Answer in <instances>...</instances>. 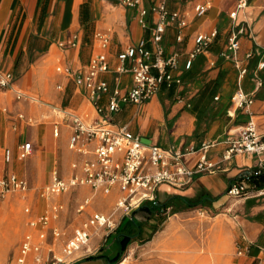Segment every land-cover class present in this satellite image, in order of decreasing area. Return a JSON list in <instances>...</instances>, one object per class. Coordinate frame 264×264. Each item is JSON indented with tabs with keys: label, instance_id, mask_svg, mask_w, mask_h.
Returning <instances> with one entry per match:
<instances>
[{
	"label": "crops",
	"instance_id": "obj_1",
	"mask_svg": "<svg viewBox=\"0 0 264 264\" xmlns=\"http://www.w3.org/2000/svg\"><path fill=\"white\" fill-rule=\"evenodd\" d=\"M203 1L170 0L168 3L171 10L184 14L188 21L180 41L175 39L176 28L173 25L166 28L160 40L165 53H178L177 68L172 72L180 76L181 84L170 88L162 86L153 98L142 104H121L120 110L113 115L115 124L127 125L145 144L164 148L174 145L181 151L193 148L194 151L185 156V164L189 168L197 164L203 144L208 145V160L216 164L214 170L194 173L191 182L183 188L160 184L155 191L156 201L166 203L165 211L161 217L150 216L147 221L138 223L139 238L151 224L161 222V228L157 229L152 238L140 239L145 240L142 250L155 249L156 254L172 250L173 253L185 245L187 239L189 241L194 238L202 223L205 242L203 249L209 254L217 253L218 248L225 252L220 258V264H253L255 260L256 264H264V191L238 198L226 193L229 183L239 180L245 173L264 170V157L234 153L229 159H223L228 131L234 132L249 119L255 122L259 134L264 136V84L256 88L252 79L253 72L257 71L264 80V68L257 70L258 63L264 61V0H249L247 7L238 13L237 21L246 27L239 38L237 53L247 67V74L242 78H239L233 61L220 56L232 29L229 13L237 0H208L210 8L204 15L197 17L194 15V5ZM140 6L149 8L150 2L142 0ZM141 20L146 21V27L141 26ZM154 20L153 14L141 17L137 8L125 7L117 0H0V69L13 74V87L44 101V104H40L17 100L12 90H0V173L14 172L26 179L31 187L30 192L36 190L39 184L40 187L46 185L53 169H57L63 177L74 173L71 163L89 156L77 154L68 148L70 126L49 105L71 109L89 121L95 117V110L84 87L77 86L72 76L58 73L55 67L70 65L77 70L84 68L90 57L99 50L94 40L97 31L107 33L110 37L106 53L109 65L113 67L116 64V53L128 45L145 39L147 46L152 47L150 30ZM213 29L218 31L216 37L203 53L195 57L190 68L185 69L184 64L194 47L195 36L199 33L209 34ZM72 34L79 37L77 46L60 47L59 42ZM249 51L253 54L246 58ZM52 64L55 77L63 79L55 85L51 82L46 84L45 80ZM101 78L111 87L118 86L121 89H127L132 84L130 74L108 72L101 75ZM58 85L61 87L58 88ZM238 88L253 97V102L246 108H237L232 104V95ZM177 96L182 97L183 101L178 102ZM64 98L68 99L67 104H64ZM186 102L189 105H185ZM19 114L23 117L20 118ZM56 125L57 136L54 135ZM24 141L32 143L33 152L26 159L20 160L17 158L18 145ZM5 148L12 150L13 159L10 163L3 159ZM84 190H88V195L83 196L77 206L87 196L91 200L85 211L80 214L75 212L80 222L93 212L110 214L120 195L117 187L109 195H103L93 192L87 186H80L53 197L54 201L63 205L58 220L53 224L64 228L67 235L69 231L60 224L66 213L62 197ZM97 197L109 199L108 205L97 206ZM175 197L200 200L201 203L188 207ZM28 198L29 194L26 200ZM27 205L31 207V213L23 212L30 219L43 213L48 201L45 200V208L39 214H33L28 201L24 207ZM7 212L10 220L13 219L15 212L11 209ZM119 212L115 216L123 220L120 221L118 231L112 232L115 237L130 222L128 218L131 212ZM140 212L143 211L136 214ZM217 212L223 219L216 231L225 239L227 235L231 236L234 244L245 250L243 254L236 252L233 255L232 246L226 244V241L219 247L211 243V237L217 233L214 231L213 235L209 222H202L201 218H210V213ZM28 221V231L36 233L37 230L32 229ZM136 227L137 224L129 230L136 233ZM100 234L102 232L94 236ZM115 237L97 247L95 255L105 254L109 244H115ZM48 240L51 241L50 235ZM133 241L137 244L136 240ZM91 249L90 240L88 251L81 256L88 254ZM131 251L132 248L118 264H126ZM46 252L45 245L42 253ZM82 264H105V261L96 258L83 261Z\"/></svg>",
	"mask_w": 264,
	"mask_h": 264
},
{
	"label": "built area",
	"instance_id": "obj_2",
	"mask_svg": "<svg viewBox=\"0 0 264 264\" xmlns=\"http://www.w3.org/2000/svg\"><path fill=\"white\" fill-rule=\"evenodd\" d=\"M125 7L137 8L139 16L145 17L148 13L155 16L154 25L150 30L152 47L147 46V40L140 39L136 43L128 45L116 53V64L110 67L106 49L110 44L107 33L95 32L94 40L99 50L94 53L87 65L80 69H74L70 65H57L58 73L72 76L75 84L84 87L88 93L91 105L95 110V117L89 121L82 115L71 109L51 106L50 109L67 120L71 133L68 140V148L88 158L82 161H73L74 169L69 177H63L57 169H53L50 181L39 188L38 195L48 201V206L43 213L29 219L28 225L36 229V233L28 231L20 241L15 264H72L82 253L88 251L91 238L102 232L101 236H109L117 226L116 212L122 211L129 214L132 209L138 208L143 203H156L155 191L160 184L166 183L174 187L187 186L194 173L214 170L216 164L207 158L208 145L200 147V155L194 168L185 164V156L194 151L193 148L181 151L174 145L167 148L145 144L141 138L129 130L127 125H117L113 122V115L117 113L121 104H142L153 98L162 86L181 84V78L173 75L177 68L178 53H165L160 44L161 37L170 25L176 28V41L182 39V30L187 26V17L168 7L170 0H148L149 8L140 6L142 0H117ZM249 0H237L233 10L229 13L232 19V29L227 37L225 48L220 52L223 58L231 59L238 69L239 78L247 74V67L238 58L239 38L244 34L246 27L237 21L238 13L245 9ZM210 8V2L194 5V15L200 17ZM141 26L146 27V21L141 20ZM217 30L211 33H199L194 38V47L185 61V69H189L195 57L203 53L217 35ZM79 42L77 34H72L59 42L63 48L76 47ZM252 52L246 53V58L252 56ZM264 68V61L257 65V70ZM113 72L117 75L130 74L132 84L127 89L118 86L111 87L101 75ZM255 87L264 84V80L257 71L252 74ZM14 77L9 71L0 69V90L10 89L17 100H25L33 103L44 104L38 96L25 93L16 89L13 84ZM58 88L61 85L57 86ZM177 101L183 99L177 96ZM253 102L252 95L238 88L232 95V104L237 108H246ZM185 105H189L188 102ZM22 118L23 115L19 114ZM30 120V119H28ZM54 135H58V126L54 128ZM227 147L223 153V159H229L234 153H248L264 157V136L259 134L256 124L249 119L239 126L234 132L227 133ZM33 152L30 141H24L18 145L17 158L26 159ZM3 159L10 163L13 153L10 148L3 151ZM257 170L256 173H259ZM245 173L242 177L250 175ZM229 183L226 193L233 198L247 196L251 193L260 194L264 189L256 190L249 187L245 179ZM80 186H87L93 192L109 195L114 187L119 190V197L115 209L110 214L93 212L82 220L67 235L64 228L54 223L58 220L63 205L54 201L53 197L68 193ZM31 190L28 181L14 172L0 173V195L9 192H18L23 198H27ZM91 197H85L77 206L78 214L85 211ZM27 214L31 213L29 205L23 208ZM163 212L165 209L162 210ZM121 218V217H120ZM49 235L51 241L48 240ZM102 238V237H101ZM106 241V238L105 240ZM47 252L42 253L44 246ZM245 250L239 248L238 254Z\"/></svg>",
	"mask_w": 264,
	"mask_h": 264
},
{
	"label": "rangeland",
	"instance_id": "obj_3",
	"mask_svg": "<svg viewBox=\"0 0 264 264\" xmlns=\"http://www.w3.org/2000/svg\"><path fill=\"white\" fill-rule=\"evenodd\" d=\"M46 84L51 82L53 85L59 80H63L62 77L54 75V64L50 65L48 76L45 78ZM181 92V91H180ZM182 93V92H181ZM45 100L49 101L47 98L44 97ZM67 100L64 98V104H67ZM168 104V103H167ZM24 162V161H22ZM41 184L36 186V190H32L29 193V198L26 200L22 197V194L18 192H9L5 195H0V264H13L14 258L17 256V248L20 239L22 236L28 231V226L26 225V221L29 220V217L23 212V207L27 203V201L31 204L33 214L41 213L45 208V200L37 195V192L40 188ZM37 191V192H36ZM88 195V190H84L83 192H72L71 194L65 195L62 197L63 202L65 203L66 213L65 216L62 217L60 224L63 225L67 232L71 234L73 226L80 222V217L75 213V208L77 207V203L83 198V196ZM109 199L97 197L95 199L97 206L106 207L108 205ZM15 212V215L12 216L13 219L10 220L8 217V210ZM121 212H117L116 216L119 215ZM135 215L137 216L135 218ZM134 219L136 220L135 223L132 221L125 227L124 233L132 235V240H136L131 242L123 255V258L128 254L130 248H132L130 258L128 259L126 264H220V258L225 255V252L222 250L218 251L215 254L205 253L203 246L204 242V227L201 223L198 227V231L195 234L193 239H190L178 248L177 252H172V250H166L165 253H155V249H148L142 250V247L145 244L143 243L145 240H140L143 237L146 239L152 238L154 236L157 229L161 228V222H154L151 226L148 227V230L145 231L144 235L139 238V230H138V223L145 222L147 219L150 218L146 213L140 212L139 214H135ZM132 211L129 214L128 220H131ZM225 218V217H224ZM202 222L208 221L209 226L211 227V232L214 235V231H216L217 227H220L222 223V215L217 213H210V218L202 217ZM206 219V220H205ZM231 221L230 218H225ZM123 218L117 220V226L114 232L118 231L120 221ZM137 224L136 233L134 231H130V227H133ZM125 225V224H124ZM77 226V225H76ZM138 230V232H137ZM216 235L211 237L212 242L216 243L217 247L221 246L222 243H225L232 246L233 255L236 254L237 250L240 248L239 245H235L231 236L221 237L219 233L216 231ZM94 236L91 239V251L85 256H80L77 258L76 261L80 259H84L87 256L95 255L96 249L101 244L109 242V240H114L115 233L110 234L109 236ZM102 237V238H101ZM106 238L107 241H104ZM234 245L236 247H234ZM118 249L117 243H113V245L109 244V247L105 250V254L109 257L113 256ZM16 255V256H15ZM216 256V258H215ZM122 258V259H123ZM217 259V260H216ZM257 260L253 262L256 264ZM106 264V263H105Z\"/></svg>",
	"mask_w": 264,
	"mask_h": 264
},
{
	"label": "trees",
	"instance_id": "obj_4",
	"mask_svg": "<svg viewBox=\"0 0 264 264\" xmlns=\"http://www.w3.org/2000/svg\"><path fill=\"white\" fill-rule=\"evenodd\" d=\"M243 179L246 180L248 183L249 187L254 188L256 190L259 189H264V170H260L259 173H256V171L251 172L250 175H247L246 177H242ZM179 198L182 200L188 207H195L199 203H201L200 200L198 201H190L186 200L182 197H175ZM166 203H145L142 206H140L138 209L132 211V217L131 220L133 223L136 222L134 219V215L139 212L143 211L146 213L148 216H162L163 215V209L165 207ZM132 242V235L124 233V232H119L117 236L115 237V243H117L118 249L116 253L109 257L108 255L105 254H98V255H91L86 257L85 259H82L80 261H76L72 264H82L83 261H88L96 258H101L105 261L106 264H118L124 255V252L127 248V246Z\"/></svg>",
	"mask_w": 264,
	"mask_h": 264
},
{
	"label": "bare ground",
	"instance_id": "obj_5",
	"mask_svg": "<svg viewBox=\"0 0 264 264\" xmlns=\"http://www.w3.org/2000/svg\"><path fill=\"white\" fill-rule=\"evenodd\" d=\"M1 211V210H0ZM90 250V249H89ZM124 262H122V264H123Z\"/></svg>",
	"mask_w": 264,
	"mask_h": 264
}]
</instances>
